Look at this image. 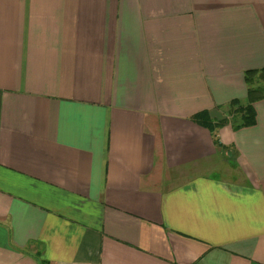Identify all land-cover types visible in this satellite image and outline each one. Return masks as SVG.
<instances>
[{
    "label": "crops",
    "instance_id": "obj_1",
    "mask_svg": "<svg viewBox=\"0 0 264 264\" xmlns=\"http://www.w3.org/2000/svg\"><path fill=\"white\" fill-rule=\"evenodd\" d=\"M263 68L264 0H0V264H264V100L192 120Z\"/></svg>",
    "mask_w": 264,
    "mask_h": 264
},
{
    "label": "trees",
    "instance_id": "obj_2",
    "mask_svg": "<svg viewBox=\"0 0 264 264\" xmlns=\"http://www.w3.org/2000/svg\"><path fill=\"white\" fill-rule=\"evenodd\" d=\"M245 80L248 86L246 103L238 99L231 101L224 107L226 117L222 120L211 118L208 111L194 115L192 120L212 133L227 125H230L235 131L255 126L257 122L255 104L264 100V68L247 71Z\"/></svg>",
    "mask_w": 264,
    "mask_h": 264
},
{
    "label": "rangeland",
    "instance_id": "obj_3",
    "mask_svg": "<svg viewBox=\"0 0 264 264\" xmlns=\"http://www.w3.org/2000/svg\"><path fill=\"white\" fill-rule=\"evenodd\" d=\"M234 156V153H228V156H226L225 154L223 155V157L219 158L215 164L216 165V169H215V175H222V174H227V170H234L235 172L233 173V178H237V177H241V174L239 173L240 171L236 170V163H235V159L232 157ZM229 158V159H228ZM212 165V164H211ZM214 165V167H215ZM222 173H221V170ZM232 172V171H231Z\"/></svg>",
    "mask_w": 264,
    "mask_h": 264
}]
</instances>
